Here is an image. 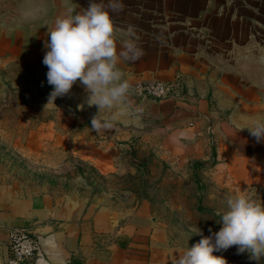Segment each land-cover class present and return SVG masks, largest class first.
I'll use <instances>...</instances> for the list:
<instances>
[{"label":"crops","instance_id":"crops-1","mask_svg":"<svg viewBox=\"0 0 264 264\" xmlns=\"http://www.w3.org/2000/svg\"><path fill=\"white\" fill-rule=\"evenodd\" d=\"M121 2L122 10L106 8L117 54L131 38L143 55L135 62L118 56L129 89L122 102L99 113L110 129L91 127L98 108L89 106L79 80L49 102L53 86L42 63L55 20L89 5L52 3L60 15L29 28L28 44L19 45L25 51L0 56V75L12 70L17 85L46 99L30 104L33 129L24 137L29 143L14 150V163L1 158L0 264L11 257L13 230L36 237L35 264H172L181 247L154 211L159 200L151 193L160 180L198 172L206 181L214 171L227 187L264 181V140L246 128L264 121L259 7L250 13L241 0ZM153 82L170 86L171 96L156 101L131 92Z\"/></svg>","mask_w":264,"mask_h":264},{"label":"clouds","instance_id":"clouds-1","mask_svg":"<svg viewBox=\"0 0 264 264\" xmlns=\"http://www.w3.org/2000/svg\"><path fill=\"white\" fill-rule=\"evenodd\" d=\"M106 8L119 11L123 4L121 0H108L107 5L102 0H91L83 11L69 10L58 17L48 32L42 61L48 69L47 82L53 86L49 102L69 93L79 80L88 93L89 106L98 108L90 121L95 130L113 127L109 120L98 118L99 113L122 102L129 89L128 81L117 67L118 56L135 62L143 55L142 48L131 38L117 54L113 20ZM246 128L257 141L264 140V121L258 120ZM216 222L219 230L208 236L196 227L193 233L201 235V239L191 247L177 250L172 264H227L223 256L213 253L233 246L240 254L247 252L256 264L264 260V203L245 195L229 198Z\"/></svg>","mask_w":264,"mask_h":264},{"label":"rangeland","instance_id":"rangeland-1","mask_svg":"<svg viewBox=\"0 0 264 264\" xmlns=\"http://www.w3.org/2000/svg\"><path fill=\"white\" fill-rule=\"evenodd\" d=\"M241 1L250 7V13L254 5L259 7L260 16L256 15V18L260 23L256 26V32L262 37L264 45V0ZM90 2L91 0H0V56L10 57L17 50H20V53L25 51L24 48L21 50L19 45L28 44L24 41H29V28L36 24L42 27L47 21L60 15L51 11L52 3L87 6ZM13 73L10 70L5 76L0 75V162L5 156L11 160V164L14 163V150L29 143L24 141V137L33 129L28 120L30 104L37 100H46L43 93H38L36 97V94L33 95L17 85L19 79ZM54 112L57 113V110ZM43 115L45 109L39 117ZM38 125H41L40 122ZM262 151L264 153V146ZM208 164L209 169L213 170V160ZM210 174L206 181L201 180L198 172L186 176L182 181L177 180V175L169 174L165 181H159L160 189L151 193L159 200V204L154 206V211L167 219V226L174 232L171 242L181 247V250L187 245L191 247L201 239V235L193 233L196 227L201 229L204 236L219 230L220 225L216 220L219 219V213L226 208L229 198L245 195L264 203V181L233 188L215 181L214 171ZM136 191L139 192L137 187ZM213 254L223 256L227 264H256L247 252L238 253L236 246ZM260 264H264V260H261Z\"/></svg>","mask_w":264,"mask_h":264},{"label":"built area","instance_id":"built-area-1","mask_svg":"<svg viewBox=\"0 0 264 264\" xmlns=\"http://www.w3.org/2000/svg\"><path fill=\"white\" fill-rule=\"evenodd\" d=\"M131 92L150 100L163 101L172 94V88L163 83H140ZM8 247L11 254L6 264H35L39 251L36 237L26 230H13L9 233Z\"/></svg>","mask_w":264,"mask_h":264},{"label":"water","instance_id":"water-1","mask_svg":"<svg viewBox=\"0 0 264 264\" xmlns=\"http://www.w3.org/2000/svg\"><path fill=\"white\" fill-rule=\"evenodd\" d=\"M140 98H144V97H141V96H140Z\"/></svg>","mask_w":264,"mask_h":264}]
</instances>
